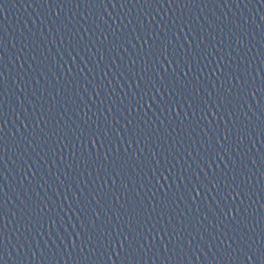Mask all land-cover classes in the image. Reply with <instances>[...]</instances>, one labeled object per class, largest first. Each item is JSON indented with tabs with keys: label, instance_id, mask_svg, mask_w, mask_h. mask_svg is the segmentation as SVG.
<instances>
[{
	"label": "water",
	"instance_id": "95a60500",
	"mask_svg": "<svg viewBox=\"0 0 264 264\" xmlns=\"http://www.w3.org/2000/svg\"><path fill=\"white\" fill-rule=\"evenodd\" d=\"M0 264H264V0H0Z\"/></svg>",
	"mask_w": 264,
	"mask_h": 264
}]
</instances>
